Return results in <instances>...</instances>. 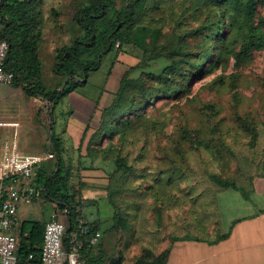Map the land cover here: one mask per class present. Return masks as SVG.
Wrapping results in <instances>:
<instances>
[{"label": "trees", "instance_id": "obj_1", "mask_svg": "<svg viewBox=\"0 0 264 264\" xmlns=\"http://www.w3.org/2000/svg\"><path fill=\"white\" fill-rule=\"evenodd\" d=\"M74 8L71 19L75 34L69 44L55 49L53 72L60 77V83L50 89L44 83L40 58L48 20L44 0H0V34L9 44L4 67L14 73L13 85L27 96L43 101L37 116L49 122L53 134L48 139V153L55 157V163L50 171L38 168L34 181L44 188L43 198L67 216L66 248L79 218L85 220L79 238L85 241L82 257L87 264H124V235L133 222L138 225L141 242L146 244L134 264H166L169 247L185 239L215 242L224 238L225 235L209 233L213 225L220 226L219 194L236 189L250 198L253 189L238 179L215 173L212 159L223 151L236 154L239 146L235 139L240 137L229 134L225 139L226 134L211 127H194L188 119L168 136L171 119L160 120L151 112L161 100L170 103L183 99L194 81L227 69L232 58L235 65L242 66L251 60L254 51L264 49V0H85L74 3ZM50 15L56 24H61L56 8L51 9ZM60 31L66 32L62 27ZM128 47L140 55V62L124 72L118 89L103 107L101 89L78 146L79 151L86 150V157L113 160L116 167L107 184L114 215L112 223L102 230L97 221L89 222L83 214L88 203L78 199L81 189L75 190L72 185L77 166L65 157V141L54 131L56 110L66 96L86 87L93 73L103 71L110 59ZM162 57L169 64L160 73L131 76L148 61ZM226 80L221 74L211 85L226 87ZM199 110L204 124L214 115L215 105L202 103ZM241 127L249 133L246 148L251 153L246 165L250 169L259 152L264 151V132L248 121ZM156 139L159 145H171L166 152L167 168L152 184L137 188L135 183L145 180L144 173L148 172L140 170L137 162L148 149H153ZM129 146L136 148L138 155L127 150ZM161 159L164 161L158 157ZM182 209L187 211V217L179 215ZM28 225L29 235L22 232L18 237L19 264H41L46 225ZM98 230L102 238L94 252L86 240ZM107 233L118 236L112 255L103 247ZM167 238L171 244L156 253L155 249Z\"/></svg>", "mask_w": 264, "mask_h": 264}, {"label": "rangeland", "instance_id": "obj_2", "mask_svg": "<svg viewBox=\"0 0 264 264\" xmlns=\"http://www.w3.org/2000/svg\"><path fill=\"white\" fill-rule=\"evenodd\" d=\"M85 0H44L45 15L48 18L45 27L64 28L65 34H62V40L53 42L44 41L40 45V55L42 60V71L44 83L50 89H55L60 83V77L53 72L55 49L62 44L71 41L72 36L75 34L74 25L71 19L74 13V3L84 2ZM56 10L61 14L59 19L61 24L54 22L51 18V9ZM264 15V12H261ZM45 29V28H44ZM61 32V31H60ZM264 32V28H263ZM62 33V32H61ZM167 34V33H166ZM49 38L50 35L48 36ZM133 47H128L124 51H120L113 59H110L103 71L100 73H93L90 82L86 87L79 88L74 93L66 96L60 105L57 107V124L54 131L60 134L65 129V134L70 138H66L67 144L65 146L70 149L68 155L77 166L72 185L75 190L81 189V197L87 207L84 210V216L89 222H98L105 230L111 223L114 215V208L109 203L108 199V177L116 168L113 160H105L104 158L93 159L86 157V150L83 148L81 151L77 150V146L83 125L86 124L87 117L93 112V105L97 99L101 89H104L103 97L100 101V107L108 103L118 89L120 80L126 70L130 67L136 66L140 62V55L135 53ZM112 60H114L112 62ZM169 64L166 58H155L147 62L145 66H140L132 74V77L138 78L143 72L160 73ZM111 67V69H110ZM111 70V71H110ZM224 74L226 77V87L212 86L213 80ZM107 80V81H106ZM236 95V97H235ZM202 103H210L215 105L214 115H210V121L202 124V117L200 108ZM157 108L151 112V116L158 119H171L167 127V135L170 136L175 132L176 128L180 125L186 124L188 121L194 127L212 128L217 133L233 135L236 144L239 146L236 154L233 152L223 151L224 154L219 153L217 158L212 159V168L215 173L223 177H231L238 179L242 184L252 186V193L250 199L253 202L263 205L261 195L264 190V151L259 152L257 160H253L252 167L246 165V158L251 153L247 148L249 143V133L241 126L248 121L250 126H255L259 131L264 132V49L254 51L251 60L242 66L235 65V60L232 58L227 69H219L215 73L209 75L207 78L194 81L189 93L181 100H173L170 103L161 100L157 103ZM99 110V109H98ZM183 110V111H182ZM64 113L62 116V125L58 126L59 113ZM99 113V111L97 112ZM38 121L34 126L30 127L24 135L22 141L23 145H28L32 148L40 147L41 141L46 139V151L48 153V139L50 136L49 122L47 120ZM36 119V120H37ZM59 119V120H58ZM205 119V118H204ZM243 119V120H242ZM73 124H78L75 127ZM69 125V127H68ZM44 126V127H43ZM71 127V128H70ZM161 129V126H159ZM42 131L45 133L43 134ZM60 131V132H59ZM64 134V133H63ZM66 137V136H65ZM232 141V140H231ZM158 139L153 142V149H148L141 160H138V167L140 170H148L144 173L145 180L137 181L135 184L137 188L143 189L146 183L152 184L155 177L167 168L168 159L166 157L167 149L170 146L162 143L159 145ZM171 143V140H169ZM264 143V141H262ZM227 147L228 140H227ZM141 145H139L140 148ZM161 148V149H159ZM127 150H134V156L138 155L136 148L129 146ZM226 150V148L224 149ZM127 152V151H126ZM133 156V158H134ZM158 157H162L158 160ZM54 159H47L41 163L43 166L54 163ZM253 168V172L251 171ZM257 168V169H256ZM244 181V182H243ZM257 189V191H256ZM222 193V192H221ZM234 194V193H233ZM225 199L224 196H222ZM228 199L234 200L231 195ZM218 200H221V197ZM43 201V200H42ZM40 202V201H39ZM232 203V202H231ZM34 204V203H33ZM32 205V204H31ZM40 204H34L39 206ZM48 207L45 205V209ZM55 212L59 215V220L67 223V216L63 215L61 210L57 207L54 208ZM47 213V212H46ZM227 214L222 216V226L219 228L213 225L209 233L219 234L223 232L226 226ZM156 215L155 213H151ZM181 217H187L188 213L184 209L179 211ZM44 216H42L43 218ZM41 218V219H42ZM168 218L166 219V222ZM28 227H30L28 225ZM138 225L135 222L131 223V227L125 232L124 241H126L125 253L126 260L124 264H134L137 257L142 253L145 248L144 243L141 242L137 235ZM66 239L69 236L66 235ZM118 236L115 233H107L103 239V247L108 254H114L116 251V243ZM171 244L170 239H165L155 249L156 253H161ZM94 252L98 249V245L94 246Z\"/></svg>", "mask_w": 264, "mask_h": 264}, {"label": "crops", "instance_id": "obj_3", "mask_svg": "<svg viewBox=\"0 0 264 264\" xmlns=\"http://www.w3.org/2000/svg\"><path fill=\"white\" fill-rule=\"evenodd\" d=\"M43 37L44 41L53 42L62 40V33L52 26L45 27ZM69 43L70 41L65 44ZM42 105L43 101L40 98L27 96L22 89L13 84L0 83V160L4 158L6 151L10 152V158L15 156L42 158L35 171L40 167L50 171L55 161L49 166L41 164L50 158L55 160V157L46 151V139L43 138L40 147L37 148L22 144L28 129L38 121L37 110ZM58 115L60 117L58 126L61 127L64 113L60 112ZM73 125L78 127V124ZM85 126L86 124L83 125L81 136ZM42 133L45 134L43 131ZM59 135L67 144L66 138H70L72 134L66 135L63 129ZM78 146L79 142L75 146L77 150ZM66 149L65 157L70 159L68 155L70 149L67 147ZM262 192L263 205L253 202L236 189L220 193L218 196L219 199L221 197V200H218L220 226L223 214L226 212L228 214L225 229L217 235L225 237L215 242L193 238L176 242L169 247L166 264H264V190ZM229 195L234 200L228 199ZM34 204L40 205L33 207ZM34 204L18 205V224L13 229V233L18 237L22 232L25 236L29 235L30 222H42L46 225L55 213L54 203L43 197ZM45 205L49 209H45Z\"/></svg>", "mask_w": 264, "mask_h": 264}, {"label": "built area", "instance_id": "obj_4", "mask_svg": "<svg viewBox=\"0 0 264 264\" xmlns=\"http://www.w3.org/2000/svg\"><path fill=\"white\" fill-rule=\"evenodd\" d=\"M9 44L0 34V83L12 85L14 73L5 69ZM42 158L15 156L6 151L0 160V264H19L17 255L19 239L13 233L17 226V211L20 203L33 204L43 197L44 188L35 184V169ZM85 220L78 219L67 249L65 237L67 225L59 220L58 213L46 224L41 252V264H87L82 257L85 241L79 235L84 232ZM102 232L96 231L86 242L90 247L99 244ZM33 256H30L32 259Z\"/></svg>", "mask_w": 264, "mask_h": 264}, {"label": "water", "instance_id": "obj_5", "mask_svg": "<svg viewBox=\"0 0 264 264\" xmlns=\"http://www.w3.org/2000/svg\"><path fill=\"white\" fill-rule=\"evenodd\" d=\"M53 134H52V132H50V136H52Z\"/></svg>", "mask_w": 264, "mask_h": 264}]
</instances>
